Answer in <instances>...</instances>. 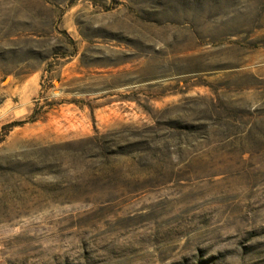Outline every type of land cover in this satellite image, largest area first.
Returning a JSON list of instances; mask_svg holds the SVG:
<instances>
[{
    "label": "rangeland",
    "instance_id": "374dc122",
    "mask_svg": "<svg viewBox=\"0 0 264 264\" xmlns=\"http://www.w3.org/2000/svg\"><path fill=\"white\" fill-rule=\"evenodd\" d=\"M0 264H264V0H0Z\"/></svg>",
    "mask_w": 264,
    "mask_h": 264
}]
</instances>
